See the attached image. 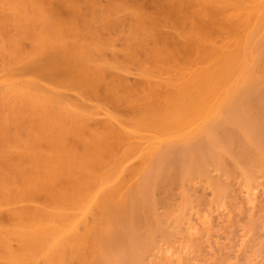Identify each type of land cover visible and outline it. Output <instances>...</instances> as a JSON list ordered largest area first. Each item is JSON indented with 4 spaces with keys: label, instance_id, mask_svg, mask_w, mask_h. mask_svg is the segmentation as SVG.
I'll return each mask as SVG.
<instances>
[{
    "label": "rangeland",
    "instance_id": "obj_1",
    "mask_svg": "<svg viewBox=\"0 0 264 264\" xmlns=\"http://www.w3.org/2000/svg\"><path fill=\"white\" fill-rule=\"evenodd\" d=\"M154 1L0 0V264H264V0Z\"/></svg>",
    "mask_w": 264,
    "mask_h": 264
},
{
    "label": "bare ground",
    "instance_id": "obj_2",
    "mask_svg": "<svg viewBox=\"0 0 264 264\" xmlns=\"http://www.w3.org/2000/svg\"><path fill=\"white\" fill-rule=\"evenodd\" d=\"M161 1L163 2V4L161 3L162 6H163V5L166 6V9H165V10L168 11L167 13L172 12V14H177L178 12H180V11L174 9V8H179V7H177V4H175L176 6H174V8H173V6H172V5H174V2H175V1L172 3V2H171L172 0H171V1H170V4L168 3L169 0H160V2H161ZM164 1H166L168 5L165 4ZM154 2H155V1H154ZM157 2L160 3L159 0H157L155 3H157ZM158 3H157V4H158ZM171 3H172V4H171ZM149 4H150V3H149ZM179 4H180V3H179ZM158 5H159V7L161 6L160 4H158ZM150 6H151V5H150ZM156 6H157V5H156ZM164 8H165V7H164ZM164 8H162V13H163V11H165ZM160 9H161V7H160ZM160 9H159V10H160ZM173 9H174V11H173ZM176 11H177V12H176ZM201 11H202V10H201ZM190 12H191V11H190ZM192 12H193V10H192ZM194 12H195V11H194ZM196 12H197V11H196ZM199 12H200V11H199ZM199 12H198V14H199ZM209 12H210V11H209ZM202 13H203V11H202ZM204 13H205V10H204ZM204 13H203V14H204ZM164 14H165V13H164ZM182 14H184V13H182ZM168 15H171V14H168ZM178 15H179V14H178ZM186 15H187V14H186ZM191 15H192V14H191ZM205 15H206V14H205ZM208 15H209V14H208ZM164 16L167 17V15H164ZM181 16H182V15H181ZM161 17H162V16H161ZM161 17H160V18H161ZM192 17H193V16H192ZM209 17H210V16H209ZM182 18H184V16H183ZM209 19H210V18H209ZM205 23H207V22H205ZM221 23H223V22H221ZM205 25H206V24H205ZM222 25H223V24H222ZM220 26H221V25H220ZM224 26H225V24H224ZM204 27H205V26H204ZM163 36H164V35H163ZM60 48H61V47H60ZM64 48H65V47H64ZM49 49H50V47H49ZM47 50H48V49H47ZM263 53H264V51H263ZM50 56H51V55H50ZM260 56H261V55H260ZM260 56H259V57H260ZM262 56H263V54H262ZM261 58L263 59L264 57H260V59H261ZM259 61H260V60H259ZM37 62H38V61H37ZM40 62H41V61H40ZM61 62H62V61H61ZM258 63H259V62H258ZM39 64H40V63H39ZM39 64H38V65H39ZM51 64H52V63H51ZM61 64H62V63H61ZM65 64L67 65V63H64V65H65ZM36 65H37V64H36ZM49 65H50V64H49ZM58 65H59V64H58ZM66 65H65V66H66ZM40 66H41V65H40ZM40 66H39V67H40ZM60 66H61V65H60ZM42 67H43V66H42ZM42 67H40V68H42ZM47 67H48V66H47ZM61 67H62V66H61ZM51 68H52V67H51ZM54 68H55V65L53 66V71H55ZM56 68H58V67H56ZM62 68H63V67H62ZM67 68H68V70H64V71H63L62 69H60V68H58V69L61 70L60 73H62V75L64 76V74H65L66 71H70V67H67ZM67 68L64 67V69H67ZM42 69H43V68H42ZM47 70H48V69H47ZM49 70H50V66H49ZM50 71H51V70H50ZM57 71H58V72H56V74L53 72V73L55 74V75H54V79H55V76H58V78L62 76V75L60 76V74L58 75L57 73H59V70H57ZM44 72H45V71H44ZM80 72H81V71H80ZM47 73H51V72H47ZM63 73H64V74H63ZM66 73H67V72H66ZM69 73H72V71L69 72ZM69 73L65 74V76H67ZM51 74H52V73H51ZM51 74H50V75H51ZM47 75H48V74H47ZM72 75H73V73H72ZM72 75L69 74V76H67V77H65V76L63 77V76H62L61 78H65V79H66L65 82H67V78L70 77V78H69L70 80H69V79H68V80H69V81H72V80H73V79L71 78ZM76 75H77V74H76ZM78 76L80 77L81 75L78 74ZM78 76H77V77H78ZM81 77H82V76H81ZM81 77L78 78V79H79V80H78V79L75 78V76L73 75L74 80L77 79L78 82H79V81L81 82V81L84 80L83 77H82V78H81ZM58 78H57V80H58ZM81 79H82V80H81ZM61 80H62V79H61ZM74 80H73V81H74ZM69 81H68V82H69ZM73 81H72V82H73ZM77 81H76V84L80 85V83H78ZM84 81H85V80H84ZM59 82H60V81H59ZM74 82H75V81H74ZM263 82H264V81H263ZM263 82H262V83H263ZM81 83H82V82H81ZM259 83H260V82H259ZM70 86H71V84H70ZM73 86H74V85H73ZM256 86H257V85H256ZM259 86H260V87H259L258 89H256L255 92H257V91L259 90V91H258V92H260L259 94H261V97L264 98V87H263L264 85H263V86H262V85H259ZM110 87H112V86H110ZM113 88H114V87H113ZM107 89H108V88H107ZM114 90H115V89H114ZM257 95H258V93H257ZM261 97H260V98H261ZM262 98H261V99H262ZM261 99H260V100L257 99V101H261ZM263 100H264V99H263ZM259 103H260V102H258V105H259ZM260 104H263V103H260ZM169 107H170V106H169ZM170 109H171V108H170ZM172 109H173V108H172ZM189 109H190V107H189ZM173 110H174V109H173ZM173 110H172V111H173ZM186 110H187V109H186ZM186 110H185L186 114L189 113V112L186 111ZM190 110H193V109H190ZM190 110H189V111H190ZM169 112H170V111H169ZM171 113H174V111L171 112ZM171 113H170V114H171ZM174 114H175V113H174ZM189 114H191V111H190ZM179 127H180V126H179ZM204 128H205V127H204ZM105 129H107V128H105ZM197 134H198V133H197ZM60 137H61V136H60ZM61 139H62V138H61ZM59 142H60V141H59ZM63 142H65V141H63ZM63 144H64V143H63ZM61 145H62V143H61ZM50 177H51V176H50ZM50 177H48V180H45V181L43 180V182H40V184H39V188H41L42 190H47V191H48V188L50 187V184L52 185L51 180H50V179H51ZM159 177H160V176H159ZM49 178H50V179H49ZM52 178L54 179V177H52ZM160 178H161V177H160ZM46 179H47V178H46ZM29 187H30V186H29ZM37 187H38V186H37ZM146 187H148V186H146ZM146 189H149V188H146ZM35 190H36V189H35ZM39 191H40V190H39ZM145 191H146V190H145ZM143 192H144V190H143ZM149 192H150V191H149ZM144 193H145V195H146V193L148 194V190H147L146 192H144ZM145 195H143V198H144ZM148 195H149V194H148ZM148 195H147V196H148ZM147 196H145V198H146ZM141 197H142V196H141ZM141 199H142V198H141ZM146 199H148V198H146ZM137 202H138V201H137ZM137 204H139V203H137ZM135 206H136V205H135ZM138 206L140 207V205H138ZM135 208H136V207H135ZM143 209H144V208H143ZM133 212H134V211H133ZM12 213H13V211H12ZM129 213H130V212H129ZM141 213H142V212H141ZM16 214H17V213H16ZM120 214H121V213H120ZM133 214H134V213H133ZM133 214H132V212H131V215H133ZM10 215L13 216V214H10ZM128 215H129V214H128ZM128 215H127V216H128ZM18 216H19V215H18ZM18 216H16V218H17ZM124 217H125V216H124ZM129 219H130V218H129ZM132 219H133V218H132ZM127 221H128V220H127ZM125 223H127V222H125ZM131 223H132V222H131ZM112 233H113V232H112ZM112 233H111V234H112ZM114 237H115V235H114ZM116 237H117V236H116ZM109 241H110V240H109ZM111 244H112V243H111Z\"/></svg>",
    "mask_w": 264,
    "mask_h": 264
}]
</instances>
